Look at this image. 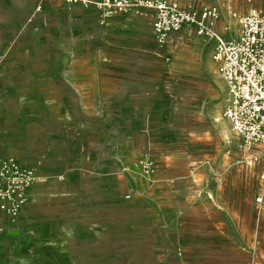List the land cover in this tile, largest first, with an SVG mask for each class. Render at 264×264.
I'll list each match as a JSON object with an SVG mask.
<instances>
[{
  "label": "crops",
  "instance_id": "obj_1",
  "mask_svg": "<svg viewBox=\"0 0 264 264\" xmlns=\"http://www.w3.org/2000/svg\"><path fill=\"white\" fill-rule=\"evenodd\" d=\"M73 8L71 24L65 11L66 20L44 29L43 49L26 37L0 68V160L37 165L38 177L14 224L0 211L12 231L0 237L2 264H109L110 239L95 231L100 217L115 219L118 172L157 139L164 146L188 139L165 120L172 96L130 69L162 66L153 57L150 19L115 15L99 26L93 7ZM182 33L196 37L184 30L167 44ZM177 159L187 170L194 162ZM177 159L164 153L159 160L169 167ZM156 247V264H164L163 235Z\"/></svg>",
  "mask_w": 264,
  "mask_h": 264
},
{
  "label": "rangeland",
  "instance_id": "obj_2",
  "mask_svg": "<svg viewBox=\"0 0 264 264\" xmlns=\"http://www.w3.org/2000/svg\"><path fill=\"white\" fill-rule=\"evenodd\" d=\"M193 1L238 15L249 9L264 12V0H181ZM73 6L84 7L65 0H0V68L10 49L26 37L33 38L32 47L43 49L44 29L66 20L65 11L70 23ZM211 46L182 33L162 48L154 43L153 57L161 68L130 67L133 73H147L172 96L165 120L188 139L177 144L169 139L166 146L157 139L145 147L155 166L151 183L139 176L140 158L125 174L118 172L115 219L106 223L100 217L95 231L110 239L105 245L109 264H156L157 235L164 237V264H264V152L244 150L222 117L226 94L214 73ZM164 153L194 162L189 170L179 159L164 167L159 160ZM4 226L1 220L0 237L8 239L12 235Z\"/></svg>",
  "mask_w": 264,
  "mask_h": 264
},
{
  "label": "built area",
  "instance_id": "obj_3",
  "mask_svg": "<svg viewBox=\"0 0 264 264\" xmlns=\"http://www.w3.org/2000/svg\"><path fill=\"white\" fill-rule=\"evenodd\" d=\"M65 1L92 6L99 13L100 24L115 15L147 17L159 48L184 30L211 42L214 73L226 94L222 117L240 138L244 150L264 152V12L249 9L238 15L229 8L223 19L218 5L194 1L186 4L178 0ZM36 166L24 165L12 156L0 160V211L11 224L27 203L28 189L38 180ZM137 167L139 176L151 183L155 166L148 153L142 155ZM127 170L122 172L125 174Z\"/></svg>",
  "mask_w": 264,
  "mask_h": 264
},
{
  "label": "bare ground",
  "instance_id": "obj_4",
  "mask_svg": "<svg viewBox=\"0 0 264 264\" xmlns=\"http://www.w3.org/2000/svg\"><path fill=\"white\" fill-rule=\"evenodd\" d=\"M217 121V120H216ZM223 133H224V130H223ZM225 137H226V135H225ZM226 139V138H225Z\"/></svg>",
  "mask_w": 264,
  "mask_h": 264
}]
</instances>
